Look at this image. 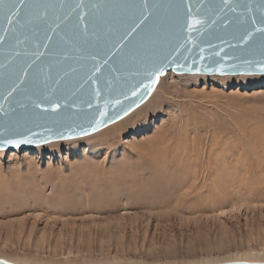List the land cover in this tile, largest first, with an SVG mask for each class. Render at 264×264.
<instances>
[{
	"label": "rangeland",
	"instance_id": "374dc122",
	"mask_svg": "<svg viewBox=\"0 0 264 264\" xmlns=\"http://www.w3.org/2000/svg\"><path fill=\"white\" fill-rule=\"evenodd\" d=\"M169 73L140 106L153 99L139 131L128 128L112 148L0 151V260L264 262V77ZM92 164L124 175L91 183L107 176L87 173ZM160 168L186 183L156 184ZM217 169L235 173L229 186L217 185Z\"/></svg>",
	"mask_w": 264,
	"mask_h": 264
},
{
	"label": "water",
	"instance_id": "95a60500",
	"mask_svg": "<svg viewBox=\"0 0 264 264\" xmlns=\"http://www.w3.org/2000/svg\"><path fill=\"white\" fill-rule=\"evenodd\" d=\"M171 71L264 74V0H3L0 151L91 135Z\"/></svg>",
	"mask_w": 264,
	"mask_h": 264
},
{
	"label": "bare ground",
	"instance_id": "6f19581e",
	"mask_svg": "<svg viewBox=\"0 0 264 264\" xmlns=\"http://www.w3.org/2000/svg\"><path fill=\"white\" fill-rule=\"evenodd\" d=\"M174 72H170L169 74H173ZM168 74V75H169ZM187 75V74H186ZM204 74H199V75H194V74H191L189 75L190 77H194V78H199V77H205V75L203 76ZM223 77V76H222ZM239 78H242V79H247V80H251V79H255V78H261V77H264V75H261V74H255V75H240L238 76ZM225 78H236V77H232V75H227ZM156 90V89H155ZM153 94V93H152ZM154 98V97H152ZM151 101H148L147 104L143 105V107H140V109L137 110L136 108V111L133 112L131 115H129L128 117H126L125 119L121 120L120 122L104 129L103 131H101L100 133H97L95 135H92L90 137H87L86 139H78V140H75V141H65V140H60V141H54V143H47L49 145L47 146H52V147H60L68 142H74V143H79V142H91L92 144H98V146H101V147H105V148H112L113 146H115L117 143H118V140H119V136L124 132L126 131L128 128L130 127H134L136 129V131L140 129L139 125L140 123L143 121V117L144 114L146 113L147 111V108L148 106H150V102H152L153 99H150ZM158 103H160L158 101ZM119 121V120H118ZM117 122V121H116ZM102 130V129H101ZM100 131V130H99ZM98 132V131H97ZM96 133V132H95ZM85 137V136H84ZM98 142V143H95V142ZM46 145V144H43V145H39V148H43V146ZM167 145V144H166ZM163 146V145H162ZM106 150V149H105ZM90 151V150H89ZM218 162V161H217ZM166 163V162H165ZM168 166V165H167ZM223 167V166H222ZM163 168H160V172L156 175V179H155V182L156 184H160V185H165V186H169L168 184H170L171 186H175L177 188H181L184 186V184L186 183L185 179L182 178V176H177L175 177V174L174 173H169V172H166L164 171V169L162 170ZM187 169V168H185ZM157 170V169H156ZM162 170V171H161ZM188 170V169H187ZM231 170V169H230ZM229 169L228 170H216L218 173L216 174V180L215 182L217 181L218 184L217 185H224L225 186H229L230 184L228 183V178L231 177L233 178L234 174H232L233 172H231ZM95 171H99V172H106L107 170L102 168V166L100 165H97V164H92L90 165L86 172L87 173H90V172H95ZM157 173V172H156ZM106 177H99V178H95V179H92L91 183H109V181L113 180V179H116V178H121L122 175H124L122 172L118 171V172H110V171H107L106 173ZM102 176V175H101ZM184 177V176H183ZM182 178V179H181ZM195 178V177H194ZM232 181V180H231ZM215 185V186H217ZM196 187V186H195ZM214 187V186H213ZM165 188V187H164ZM184 189V188H183ZM195 189V188H194ZM236 189V188H235ZM117 262V261H116Z\"/></svg>",
	"mask_w": 264,
	"mask_h": 264
},
{
	"label": "snow or ice",
	"instance_id": "6c2138e0",
	"mask_svg": "<svg viewBox=\"0 0 264 264\" xmlns=\"http://www.w3.org/2000/svg\"><path fill=\"white\" fill-rule=\"evenodd\" d=\"M3 2V0H0V3H2Z\"/></svg>",
	"mask_w": 264,
	"mask_h": 264
}]
</instances>
